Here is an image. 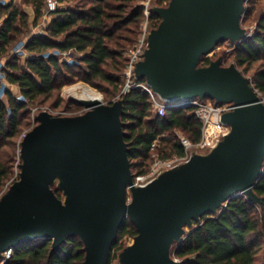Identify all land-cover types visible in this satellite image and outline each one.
<instances>
[{"label": "water", "instance_id": "1", "mask_svg": "<svg viewBox=\"0 0 264 264\" xmlns=\"http://www.w3.org/2000/svg\"><path fill=\"white\" fill-rule=\"evenodd\" d=\"M243 3L170 0L135 67L137 78L165 99L232 102L235 108L222 116L230 132L217 146L134 187L121 100H74L87 109L75 116L41 112L20 145V178L0 201V257L24 242L51 239L56 249L77 235L85 245L82 264H108L128 218L137 230L136 248L123 264H178L169 249L183 226L238 194L256 200L253 186L264 167V103L234 66L197 68L200 57L218 42L240 35ZM58 167L70 177L66 186L73 198L66 205L51 188Z\"/></svg>", "mask_w": 264, "mask_h": 264}, {"label": "trees", "instance_id": "2", "mask_svg": "<svg viewBox=\"0 0 264 264\" xmlns=\"http://www.w3.org/2000/svg\"><path fill=\"white\" fill-rule=\"evenodd\" d=\"M1 1L0 61L5 60L2 77L9 84L18 86L23 99L8 90H5L6 100L0 97V189L10 175L12 161L11 155L3 158L2 148L15 145L14 138L20 132V124L30 105L39 98H50L73 80L100 90L103 89L100 82H106L116 93L121 82L118 73L127 61L122 54L127 49L116 41L114 32L120 26L136 21L142 12L137 7L125 15L131 0H118L116 5H111L110 0H87L75 7L61 6L67 0H57L59 6L49 13L51 20L44 29L45 33L29 34L30 26L36 25L45 12V0H23L24 5L32 8L31 15L26 9L13 3L4 5ZM169 1L158 0L157 3L167 5ZM250 14L251 10L246 17ZM159 17L151 12L148 19L156 26ZM24 37L26 57L21 63L17 55H12V48ZM111 44L114 48L110 47ZM64 51L81 54L78 63H68L54 53ZM235 58L239 66L249 67L252 62H262V67L254 74L253 83L254 89L264 94V11L256 19L253 34L236 46ZM198 63L208 66L210 60L201 56ZM106 68L119 72L108 73ZM3 79L0 78V87ZM120 100L123 105L120 120L130 169L134 174L149 169L151 143L156 139L163 144L165 154H160L161 158L183 154L179 137L166 136L165 132L178 129L193 142L200 138L201 122L184 109L168 108L164 116L152 118L151 102L140 88L121 94ZM59 101L58 98L57 104ZM253 193L256 202L237 195L217 211H208L193 219L192 227L173 249L178 264H262L258 263L260 251L264 264V167L253 186ZM125 234L137 235L128 218L122 222L111 251ZM84 246L77 235L67 237L56 249L52 248L51 239L24 242L12 248L5 264H82ZM110 259L111 252L108 264Z\"/></svg>", "mask_w": 264, "mask_h": 264}, {"label": "rangeland", "instance_id": "3", "mask_svg": "<svg viewBox=\"0 0 264 264\" xmlns=\"http://www.w3.org/2000/svg\"><path fill=\"white\" fill-rule=\"evenodd\" d=\"M157 1L158 0H131L129 2L130 6L126 9L125 15L129 13V11L137 7L138 8L140 7L142 9V12L140 13V16L138 17L136 21L131 22L128 25H122L120 26L119 29H117L114 32L116 41L120 45H123L124 48L126 49L131 47L133 43H135V42L132 43V41H134L135 39H136L135 41H137L139 37V33L142 31L143 25L146 20H147L146 30H147L148 37L152 31H155L156 29H158L163 19L159 17V22H157L158 24L154 26L153 22L149 20L148 17L151 12H154L155 14H159V12L165 9L168 4L167 5L160 4V3H157ZM12 2L13 4L18 5V0H12ZM85 2H87V0H67L61 3L60 5L65 6V7L68 5L71 7H75L79 3L81 4ZM22 3L23 1H21V4L18 7L27 10V7L25 8V6ZM110 3L111 5H116L119 2L118 0H110ZM243 5H244V10H243L242 17L240 20V27H241L240 35L234 38H229L224 41L218 42L216 46L213 48V50H211L210 52L202 56L204 58L205 57L209 58L210 60L209 65L212 63H216L218 66H221V67L234 66L248 80L249 84L254 87V83H253L254 74L257 70H259L262 67V62L261 61L252 62L249 67L239 66L237 64L235 54H236V46L241 41H243L246 37L253 34L254 29H255L256 19L259 16V14L264 11V0H244ZM249 10H251V14L249 17H246V14ZM112 13H114V11H112ZM146 13L148 14V16ZM43 15L38 20L36 25L30 26L27 33L29 34H44L45 33L44 29L46 26H44L45 22L42 21V18L44 17ZM47 17L49 18L51 16H47ZM40 20L41 22H39ZM24 41H25V37L22 40L18 41L15 44V46L12 48V55H17L21 63H24V59L26 56L24 57L22 53H18L17 49L21 48V45ZM110 47L114 48V45L111 44ZM79 55L81 54L73 52V56L71 57L74 61H76V64L78 63L77 58ZM122 57H126V52L122 54ZM121 61H122V58H121ZM0 62L4 63L5 60L2 59ZM80 65L84 66L83 63H81ZM204 67L205 66L202 63L197 64L198 69L204 68ZM106 71L108 73H118L119 72V71L113 72L109 68H106ZM122 72H123V69L118 74L121 76ZM3 82L6 85L5 90H8L11 94H13L16 97L17 96L19 97L21 95L20 90L18 92L17 90H14L11 84H9L7 81L4 80L2 81V83ZM100 83L103 87L102 90L92 85H89L88 83H85L83 81L73 80L71 83L64 85L60 90L55 91L50 98L48 99L39 98L33 105H30V107L28 108L27 114L25 115L24 119L22 120L20 124V128H19L20 132L14 138L15 145L12 148L10 147L2 148L3 158L5 155H11L12 161L10 162V175L4 181L0 189V201L9 192L12 185L16 181H18L20 178V171H21V164H22V159L20 156V145L26 133L30 131L35 125L38 124L37 116L41 112H47L52 116H75V115H79L87 111V109L83 105L77 104L74 101V100H77L76 97L73 95H70V93L68 92L69 88L76 86V85H84L88 88H91L99 92L102 96L101 102L104 104H113L115 102L120 101L121 94L125 93V90L127 88L126 80L122 76H121V82L119 84V87L116 93L112 92V85H108L106 82H100ZM257 93L260 96V98L264 100V94H262L259 91H257ZM2 98L6 100V95H4ZM58 98L60 99V101L57 104ZM154 116L155 114L152 111L151 117L153 118ZM165 135L169 137H179V135H184V133L178 129H174V130H169L165 132ZM158 144L160 145V147H156V149L153 152L158 153V155L160 156V154L164 153V151H162L163 144L157 141V145ZM153 152L150 155L151 164L154 160V157L152 155ZM208 153H209L208 151H205V152L193 153V155L196 154V155L204 156V155H207ZM12 155H14V157ZM133 169L134 168H132V170ZM131 173L132 175H137L136 173L134 174L133 171H131ZM69 179L70 177L62 172V168L58 167L56 169L55 176L51 183L52 190L61 199L62 203L65 205L68 204L73 198V193L66 186ZM126 191H127V194L130 193V189H127ZM238 195L249 199V197L245 193H241ZM250 201L256 202L255 200H250ZM224 204H222V206H224ZM222 206H220L219 208H221ZM218 209H216V211ZM192 225H193V220L191 221V223L183 226L182 232L179 235V237H177L170 245V249H169L170 256L172 259L176 260L178 263H179L178 259L174 257L173 249L176 246V244L185 237V235L188 233ZM78 237L82 239L80 236ZM135 237L136 236L132 237L129 234H125L118 240L116 247L111 251V259H110L109 264H123L124 263L127 252L131 249L136 248ZM41 239L43 238H39L35 240L39 242ZM258 255H259L258 263L263 264V261H261L262 251H260Z\"/></svg>", "mask_w": 264, "mask_h": 264}, {"label": "built area", "instance_id": "4", "mask_svg": "<svg viewBox=\"0 0 264 264\" xmlns=\"http://www.w3.org/2000/svg\"><path fill=\"white\" fill-rule=\"evenodd\" d=\"M23 0H18L21 3ZM4 5L13 3L12 0H2ZM46 9L45 14L55 11L59 4L57 0H45ZM147 14V13H146ZM148 16V14H147ZM147 20L145 21L142 31L135 43L126 51V65L123 69L121 76L126 80V90L128 92L132 88H140L144 90L151 102L152 111L155 115L164 116L168 108H181L187 111V114L194 115L201 122V134L198 141H191L185 135H179V140L184 148L182 155H172L170 157L161 158L158 153L153 151L157 147V139L151 143V151L153 152L154 160L149 169L144 173L132 175V186L142 187L156 179L163 172L176 168L181 164L187 162L193 153L211 151L217 144L230 132V125L223 121V114L232 111L235 106L232 102L217 103L214 99L210 98H187L179 101H171L161 97L145 79L139 80L135 74L136 64L143 60L144 53L148 49V36L146 30ZM24 42L18 53L26 56L23 50ZM60 57L61 60L73 63L74 60L72 51L54 52ZM4 63L0 62V78L3 79L2 69ZM4 81V79H3ZM6 85L3 82L0 87V97L5 95ZM18 97V96H17ZM19 99H23L20 95ZM264 103V100L261 99ZM130 189V186H127ZM127 201H130V193L127 194ZM12 254V248H8L1 253L0 264H5Z\"/></svg>", "mask_w": 264, "mask_h": 264}, {"label": "bare ground", "instance_id": "5", "mask_svg": "<svg viewBox=\"0 0 264 264\" xmlns=\"http://www.w3.org/2000/svg\"><path fill=\"white\" fill-rule=\"evenodd\" d=\"M70 95L76 97L77 100L85 103H98L101 102L102 96L99 92L88 88L84 85H76L69 88Z\"/></svg>", "mask_w": 264, "mask_h": 264}, {"label": "crops", "instance_id": "6", "mask_svg": "<svg viewBox=\"0 0 264 264\" xmlns=\"http://www.w3.org/2000/svg\"><path fill=\"white\" fill-rule=\"evenodd\" d=\"M21 3H18V5L17 4H15V5H17V6H19ZM23 5H24V3H22ZM25 6V8L27 7V11L30 13V15L32 14V8L31 7H28V6H26V5H24ZM44 17L42 18V21H44L45 22V24H44V26H47L48 24H49V22H50V20H51V17H47V16H50V15H47V14H45V12H44V15H43ZM39 22H41V20L39 21ZM40 24V23H39ZM41 32H42V30H41ZM11 86H12V88H14V90H17L18 92H19V88H18V86L17 85H15V84H11Z\"/></svg>", "mask_w": 264, "mask_h": 264}]
</instances>
